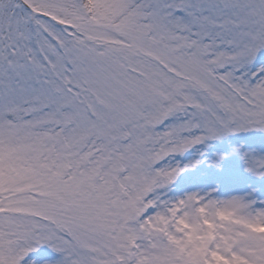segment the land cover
I'll list each match as a JSON object with an SVG mask.
<instances>
[{
  "label": "snow or ice",
  "instance_id": "1",
  "mask_svg": "<svg viewBox=\"0 0 264 264\" xmlns=\"http://www.w3.org/2000/svg\"><path fill=\"white\" fill-rule=\"evenodd\" d=\"M0 264H264V0H0Z\"/></svg>",
  "mask_w": 264,
  "mask_h": 264
}]
</instances>
